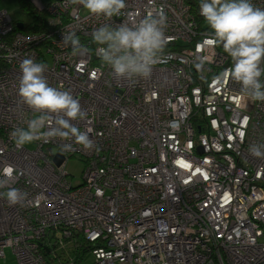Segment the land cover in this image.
Wrapping results in <instances>:
<instances>
[{
  "label": "built area",
  "instance_id": "obj_1",
  "mask_svg": "<svg viewBox=\"0 0 264 264\" xmlns=\"http://www.w3.org/2000/svg\"><path fill=\"white\" fill-rule=\"evenodd\" d=\"M251 2L264 8V0ZM126 4L107 19L54 0L41 33L25 32L0 12V178L13 169L0 188V259L10 249L19 264H80L86 255L78 262V249L87 245L93 264H194L195 255L201 264H264V157L249 152L264 144V102L242 96L229 78L231 57L208 43L200 0ZM161 11L168 44L151 78L115 79L95 54L93 30ZM71 31L79 54L63 42ZM28 58L47 66L50 86L80 101L88 115L74 123L89 131L93 149L59 138L35 141V149L15 143L11 133L39 115L19 95L20 64ZM76 156L85 169L82 185L73 187L66 163ZM10 187L26 199L10 205ZM169 241L174 252L156 257L153 249H169Z\"/></svg>",
  "mask_w": 264,
  "mask_h": 264
},
{
  "label": "clouds",
  "instance_id": "obj_2",
  "mask_svg": "<svg viewBox=\"0 0 264 264\" xmlns=\"http://www.w3.org/2000/svg\"><path fill=\"white\" fill-rule=\"evenodd\" d=\"M80 4L95 16L111 19L119 16L127 6L126 0H71ZM200 14L211 29L208 43L219 45L231 57L229 78L240 85V93L251 101L264 102V8L254 6L251 0H200ZM167 16L164 12L149 13L132 24L121 23L119 27L101 26L92 32V41L97 45L95 54L110 67L115 79L134 81L151 78L167 47ZM75 53L83 50L74 31L63 36ZM204 58H201L203 61ZM19 95L34 113L26 127H18L11 136L18 146L35 141L45 143L59 138L74 140L85 150L95 147L89 131H81L74 123L85 120L87 112L80 101L67 90L50 86L44 73L47 66L33 58L20 64ZM63 148L70 149L71 144ZM249 152L264 157V144H252ZM13 169L6 168L0 178V188L8 186ZM10 205L22 203L27 193L15 187L6 193Z\"/></svg>",
  "mask_w": 264,
  "mask_h": 264
},
{
  "label": "rangeland",
  "instance_id": "obj_3",
  "mask_svg": "<svg viewBox=\"0 0 264 264\" xmlns=\"http://www.w3.org/2000/svg\"><path fill=\"white\" fill-rule=\"evenodd\" d=\"M54 0H30V2L39 9L44 8L48 4H50ZM6 11L11 16V18L15 22H24L26 25L31 23V17L27 12H23L20 8L19 0H0V12ZM48 62H52V57H48ZM25 147L29 149H35V144L29 143L25 144ZM85 169V162L81 160L79 157H73L70 158L66 163V171L69 173V181L72 183L73 187H78L82 185V175ZM180 222H183L181 219H179ZM189 221V219H188ZM184 223V222H183ZM210 233L213 232L210 231ZM72 246H67V251L71 252ZM68 252H65V258H69V256L72 258L74 256V253L71 252L69 254ZM205 253L208 255V249H205ZM235 261L232 262V264ZM94 263V257L91 253H87L86 257L83 259V261L80 264H93ZM0 264H19L17 261V258L14 256L12 251L10 249L6 250V257L5 260L0 259ZM256 264V263H255Z\"/></svg>",
  "mask_w": 264,
  "mask_h": 264
},
{
  "label": "trees",
  "instance_id": "obj_4",
  "mask_svg": "<svg viewBox=\"0 0 264 264\" xmlns=\"http://www.w3.org/2000/svg\"><path fill=\"white\" fill-rule=\"evenodd\" d=\"M20 8L23 12H27L31 17L30 24H24V31L27 33H41L47 29L48 24V14L46 11L47 6L42 9L36 8L30 0H19ZM72 246V245H70ZM86 248H79L77 253L78 262L87 254L91 249L89 246L85 245ZM72 248V247H71ZM43 254L47 257L46 253L43 250Z\"/></svg>",
  "mask_w": 264,
  "mask_h": 264
},
{
  "label": "bare ground",
  "instance_id": "obj_5",
  "mask_svg": "<svg viewBox=\"0 0 264 264\" xmlns=\"http://www.w3.org/2000/svg\"><path fill=\"white\" fill-rule=\"evenodd\" d=\"M160 219H163V217H161ZM171 229H175V227L172 226ZM161 238H162V237H161ZM168 244H171V246H170L169 249H167V247H165L167 244H166L165 246H163V247H155V248L153 249V251H154V255H155L156 257H158V254H159L160 252H162L163 250H164L165 254H167V253H169V254H170V253H173V252H174V249H175V245H174L171 241H169ZM145 251H146V253H148V254L150 253L148 249H146ZM156 259H157V258H154L153 261H152L151 263H149V264H158L157 261H156ZM244 261H245V260L242 258V260H241V262H239V264H243ZM193 263H194V264H201V261L199 260V258L197 257V255L194 256ZM139 264H141V263H139ZM167 264H178V263H177V260L175 259V260H170Z\"/></svg>",
  "mask_w": 264,
  "mask_h": 264
},
{
  "label": "water",
  "instance_id": "obj_6",
  "mask_svg": "<svg viewBox=\"0 0 264 264\" xmlns=\"http://www.w3.org/2000/svg\"><path fill=\"white\" fill-rule=\"evenodd\" d=\"M18 27L20 28V29H23V24L22 23H19L18 24ZM51 152H52V155H55L56 157H55V162L57 163V165H60V164H62V162L64 161V157L63 156H61L60 154H57V150L56 149H52L51 150Z\"/></svg>",
  "mask_w": 264,
  "mask_h": 264
}]
</instances>
